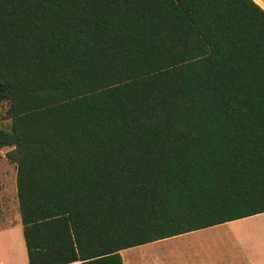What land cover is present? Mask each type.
I'll list each match as a JSON object with an SVG mask.
<instances>
[{
	"label": "trees",
	"instance_id": "16d2710c",
	"mask_svg": "<svg viewBox=\"0 0 264 264\" xmlns=\"http://www.w3.org/2000/svg\"><path fill=\"white\" fill-rule=\"evenodd\" d=\"M29 264L264 213V0H0Z\"/></svg>",
	"mask_w": 264,
	"mask_h": 264
},
{
	"label": "crops",
	"instance_id": "0c3cea01",
	"mask_svg": "<svg viewBox=\"0 0 264 264\" xmlns=\"http://www.w3.org/2000/svg\"><path fill=\"white\" fill-rule=\"evenodd\" d=\"M16 178V166L10 163L4 155L0 158V194L5 200L2 201L4 210H8L10 204L5 197L9 196L12 200L17 198ZM4 218L0 219V264H29L19 214V221L15 223L9 221L8 218L4 220ZM249 218L123 250L121 251L123 263L264 264V240L249 239L254 237L248 232L250 230L238 229L235 234L221 229Z\"/></svg>",
	"mask_w": 264,
	"mask_h": 264
},
{
	"label": "rangeland",
	"instance_id": "374dc122",
	"mask_svg": "<svg viewBox=\"0 0 264 264\" xmlns=\"http://www.w3.org/2000/svg\"><path fill=\"white\" fill-rule=\"evenodd\" d=\"M8 110H9V104L7 102L0 103V128L6 129V130H10L11 123H12V120L9 119V117H8ZM10 150H11V148H8V147L0 148V158H3L4 155H6V153L9 152ZM5 199L10 202V204L7 208L8 210H4L3 205H2V201H5V200L2 199L1 194H0V219L5 217L4 220H6L8 218L9 221L14 222V223L19 221L18 214H19L20 219H21V216H20V212H19L18 198H14V200H12L11 197L7 196V198L5 197ZM256 226L257 227H260V226L264 227V214L261 216H258V217L249 218L247 220L241 221L239 223H236L234 225L224 227L221 229L225 230L226 232H233L235 234H236V230H238V229L250 230L248 232L253 234L254 237H250L249 239L254 240V241L264 240V229H263V227L255 228Z\"/></svg>",
	"mask_w": 264,
	"mask_h": 264
}]
</instances>
